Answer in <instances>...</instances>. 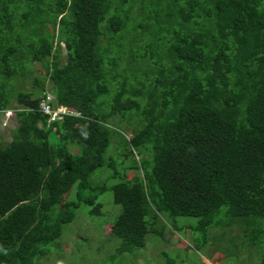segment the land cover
Masks as SVG:
<instances>
[{
    "label": "trees",
    "instance_id": "16d2710c",
    "mask_svg": "<svg viewBox=\"0 0 264 264\" xmlns=\"http://www.w3.org/2000/svg\"><path fill=\"white\" fill-rule=\"evenodd\" d=\"M139 41L131 67L125 45ZM27 61L49 62L53 95L18 91L13 102L4 81L25 74ZM119 61L120 81L101 104ZM60 108L80 114L54 116ZM2 114L19 124L8 144L0 136V264H39L81 203L102 213L107 183L91 175L106 162L112 121L133 118L141 175L116 169L113 157L127 153L107 162L108 179L121 178L111 232L123 251L164 235L158 212L197 216L202 247L220 236L224 206L230 231L264 245V0H0Z\"/></svg>",
    "mask_w": 264,
    "mask_h": 264
},
{
    "label": "rangeland",
    "instance_id": "374dc122",
    "mask_svg": "<svg viewBox=\"0 0 264 264\" xmlns=\"http://www.w3.org/2000/svg\"><path fill=\"white\" fill-rule=\"evenodd\" d=\"M138 21V20H137ZM136 21V22H137ZM135 22L131 23L134 24ZM149 40V35H144ZM116 48L114 40H110ZM145 42L125 45L123 57L130 61L129 65L134 67L135 59L132 55L135 53L140 56V48L138 45L145 46ZM62 46V57L65 60L66 50L64 44ZM125 59V60H126ZM141 62L140 59H137ZM124 61L109 73L110 93L102 94L100 103L103 104L112 97L113 85L120 81V78L112 74L121 72L124 68ZM49 62L31 63L27 61L22 67L25 74H20L12 81H4L6 83L5 91L13 97L16 102V92H30V99H34L36 94L46 93L52 94L54 83L47 74ZM151 70L153 66L149 61L141 62L139 71ZM117 86V85H116ZM139 118L131 120L112 121L111 142L106 151V162L102 167L96 169L91 175L93 185L107 183V188L98 194L97 201L102 204L100 215L92 214L90 207L85 203H81L76 209V216L73 221L63 224V233L60 238L53 241L49 248L48 254L39 259V264H260L264 257V245L253 244L249 239L243 237L239 226L230 231V216L227 214V207L221 209L219 219L224 222L220 236H215L213 231L209 238L208 244L199 247L195 243V239L201 237V234L194 231L199 223V218L193 215H175L170 216L166 212H158V227H164V235L158 236L156 233L147 234L145 237L146 245L134 251H123L122 240L111 232V225L116 220L122 210V206L114 201V195L111 187L120 182L119 176L108 179V173L111 171L107 162H110L113 155H123L127 153L128 158L123 162L121 158L113 157L117 162V170L119 166L124 164L128 169L125 174L128 179L134 175H141L140 171L132 168L135 160L134 153L137 152L129 146V135L133 131V123L140 121ZM18 121L14 117L7 118L4 114L0 115V136L3 143L8 144L13 138L14 129L18 126ZM138 125V123H137ZM54 139V135H51ZM74 152H78L73 148ZM114 153V154H113ZM140 160V154H136ZM112 172V171H111ZM108 179V180H107ZM74 196V192L72 193ZM71 196V197H72ZM157 227V228H158ZM175 227V228H174ZM245 231L248 230L243 226ZM251 228L250 230H252ZM254 236L256 235L252 231ZM194 234V235H193ZM228 246V253H224L222 248ZM56 261V262H55ZM171 261V262H170Z\"/></svg>",
    "mask_w": 264,
    "mask_h": 264
},
{
    "label": "built area",
    "instance_id": "2783aa9c",
    "mask_svg": "<svg viewBox=\"0 0 264 264\" xmlns=\"http://www.w3.org/2000/svg\"><path fill=\"white\" fill-rule=\"evenodd\" d=\"M41 108L44 112H48L49 110H51L50 105L46 102V101H42L41 102ZM52 111V110H51ZM55 113L60 114V113H66V114H74V115H79L80 113L74 109V108H60L59 110H56L55 112H53V115L55 116Z\"/></svg>",
    "mask_w": 264,
    "mask_h": 264
}]
</instances>
